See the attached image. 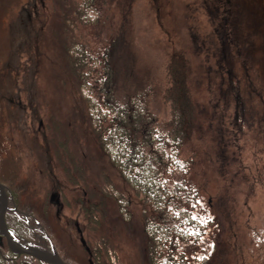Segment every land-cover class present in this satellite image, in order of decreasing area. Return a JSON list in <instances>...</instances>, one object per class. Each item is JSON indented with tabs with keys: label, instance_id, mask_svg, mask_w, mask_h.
<instances>
[{
	"label": "rangeland",
	"instance_id": "374dc122",
	"mask_svg": "<svg viewBox=\"0 0 264 264\" xmlns=\"http://www.w3.org/2000/svg\"><path fill=\"white\" fill-rule=\"evenodd\" d=\"M19 1L14 15L33 2ZM34 2L40 7L33 16L43 25L47 46L34 75L35 90L46 110L68 124L73 137L85 145L90 185H103V175L116 182L107 160L95 151L82 99L64 73L60 57L64 36L57 27L55 0ZM96 7L99 23L79 26L76 34L98 56L128 21L133 46L147 69L160 67L171 47L182 49L187 58L197 122L183 157L193 155L194 163L189 172H176L171 179L199 188L198 215L212 223L202 241L180 249L191 264H201L206 256L208 264H264V0H97ZM25 14L29 16L28 11ZM0 52L6 56V43ZM24 97L19 104L25 103ZM19 154L24 157L26 148ZM22 163L12 201L16 203V197L27 209L24 202L35 195L34 206L48 212L42 217L35 210L30 218L10 205L6 219L21 243L54 251L72 264H87L78 224L92 250L104 239L120 264L145 263L143 218L150 209L141 196L123 185L131 202L130 225L110 208L99 232L89 233L73 210L77 193L59 189L63 209L57 221L55 206L48 204L56 187L39 182V162L23 158ZM13 165L0 162V177ZM20 182H30V189L17 190ZM16 263L37 264L27 257Z\"/></svg>",
	"mask_w": 264,
	"mask_h": 264
},
{
	"label": "trees",
	"instance_id": "16d2710c",
	"mask_svg": "<svg viewBox=\"0 0 264 264\" xmlns=\"http://www.w3.org/2000/svg\"><path fill=\"white\" fill-rule=\"evenodd\" d=\"M34 1L17 15L19 0L0 1V47L7 45L6 56L0 52V162L14 164L0 182L16 188L23 158L39 162L40 183L51 182L56 189L77 193L73 210L89 233L99 232L110 208L130 225L131 202L122 190L125 185L150 209L143 218L144 264H191L180 247L202 241L212 220L198 215L199 188L171 179L176 172H189L194 163L193 155L183 157L197 122L184 52L171 47L160 67L147 69L125 21L98 56L76 34L79 26L99 23L97 0H55L57 27L64 36L60 49L64 73L82 99L95 151L116 175V182L103 175V185L96 188L86 179L85 145L73 137L68 124L46 110L35 90L34 75L47 46L43 25L33 16L40 7ZM21 95L24 104H19ZM22 147L24 157L19 154ZM30 187V182H20L17 190ZM33 199L30 194L24 202L27 209L20 210L30 218L35 210L45 217L47 208L35 207ZM15 201L19 205L16 197ZM91 252L95 264H120L104 239ZM208 258L201 264H208ZM0 264L8 263L0 257Z\"/></svg>",
	"mask_w": 264,
	"mask_h": 264
},
{
	"label": "flooded vegetation",
	"instance_id": "af4514ba",
	"mask_svg": "<svg viewBox=\"0 0 264 264\" xmlns=\"http://www.w3.org/2000/svg\"><path fill=\"white\" fill-rule=\"evenodd\" d=\"M0 184L4 187V191H5V194L7 196V207H8V210L6 211V214H5V223H6V226L10 229L11 231V236L16 240L18 241L19 243H21V240L20 238L14 234L15 233V230L13 229L12 227V224L10 222V224L8 223L6 217H7V214L12 211L10 208V205L12 207H14L17 211L21 212L23 215L25 216H28L26 213H24L23 211L20 210V206L17 205V203H15L14 201H12V197L14 196V190H12L10 187H8L7 185H5L4 183H1ZM61 192H59V189H55L53 192L51 191L49 193V205L51 204L52 206H55L56 208V213L57 211L59 210V214L58 215H55V217L58 219L57 221H61V211L63 209V205H62V202H61ZM11 207V208H12ZM29 217V216H28ZM75 228H76V232L78 233L79 235V238H80V234L78 232V228L85 240V243H86V247L89 248L90 252L88 253L86 251V248H84V251L86 253V260H87V264H95V259L93 257V254L91 252V248L89 247V244L87 242V239H85L84 235H83V232L82 230L80 229V226L78 224H75ZM33 231V230H32ZM45 238V237H44ZM21 244H24V243H21ZM26 245V244H24ZM13 254L15 256H10L8 254ZM57 254V253H56ZM0 257H1V261L3 263H8L10 264L16 257H19V258H22V257H27L33 261H35L37 264H47V263H44V262H40L38 260H36L35 258L31 257V256H28V255H18V254H14L13 252H11L8 248V244H7V239L3 236L0 235ZM58 257L66 264H72L70 261L66 260L62 255L58 254Z\"/></svg>",
	"mask_w": 264,
	"mask_h": 264
},
{
	"label": "water",
	"instance_id": "95a60500",
	"mask_svg": "<svg viewBox=\"0 0 264 264\" xmlns=\"http://www.w3.org/2000/svg\"><path fill=\"white\" fill-rule=\"evenodd\" d=\"M42 124V123H40ZM8 210L7 207V196L4 191V187L0 184V235L7 239L8 248L11 252L18 255H28L40 262H44L47 264H66L64 263L56 254V252H48L46 250H40L32 245H24L16 241L11 236L10 229L6 226L5 223V214ZM16 213L19 215H23L21 212L15 210ZM59 210L57 211L56 215H58ZM25 216V215H23ZM78 232L80 234V243L83 247L86 248V251L89 253L90 250L86 247L85 240L78 228Z\"/></svg>",
	"mask_w": 264,
	"mask_h": 264
}]
</instances>
